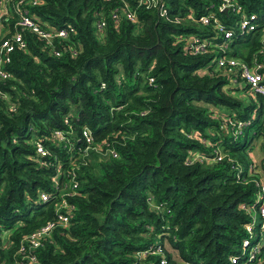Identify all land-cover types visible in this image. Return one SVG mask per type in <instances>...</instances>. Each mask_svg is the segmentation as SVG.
Here are the masks:
<instances>
[{
  "label": "trees",
  "instance_id": "16d2710c",
  "mask_svg": "<svg viewBox=\"0 0 264 264\" xmlns=\"http://www.w3.org/2000/svg\"><path fill=\"white\" fill-rule=\"evenodd\" d=\"M125 1L136 16L115 22L110 10L122 0H39L34 12L41 22L72 27L57 41L61 53L53 55L51 46L30 34L27 50L12 52L5 65L10 76L0 81V227L11 245L0 264H15L19 238L54 218L61 197L68 221L35 250L36 264H152L154 255H137L150 244H161L173 261L194 264H229L237 252L248 217L239 203L252 201L256 190L248 170L253 139H260L258 162L264 165V96H255V106L252 98L245 102L232 94L246 84L211 73L212 50L194 53L184 46L191 34H215L196 18L219 0H160L152 8ZM239 1L264 14V0ZM99 18L102 29L94 25ZM241 42L233 53L263 57L258 32ZM209 103L225 120L247 121L241 133L233 135ZM83 126L117 156L90 151L81 158L44 140L53 128L78 133ZM31 130L49 148L45 160L51 164H40L28 142ZM213 148L223 153L219 161H186L189 151L208 154ZM56 164L59 189L51 187ZM71 173L77 183L67 194L61 186ZM39 190L50 199L38 201Z\"/></svg>",
  "mask_w": 264,
  "mask_h": 264
},
{
  "label": "built area",
  "instance_id": "2783aa9c",
  "mask_svg": "<svg viewBox=\"0 0 264 264\" xmlns=\"http://www.w3.org/2000/svg\"><path fill=\"white\" fill-rule=\"evenodd\" d=\"M159 2L160 0H137L136 5L152 8L158 6ZM38 4L39 0H0V81L10 76L5 65L10 61L12 52L27 50L28 35L30 34L44 40L47 46H51L50 51L53 55L61 53L57 41L60 42L61 39H64L72 27L69 25L51 27L45 22H41L34 12V7ZM210 7L212 4L208 5L209 10L197 16L196 21L214 28L215 34L204 38L191 34L186 38L185 48L194 53L212 50L211 73L220 71L235 86H238L239 82L242 83L241 85L246 84L248 96H264V14L246 10L239 0H219L214 9ZM217 11L225 12L228 18L222 20ZM110 16L117 22L120 17L134 20L136 14L128 2L122 0L121 4L111 8ZM94 25L96 29H102L104 21L100 18L95 19ZM254 32H258L260 42L258 53L263 55L260 60L255 56L245 59L232 52L234 40L241 42L246 34H253ZM72 52L74 53L75 50L72 49ZM148 81L151 82L152 78L149 77ZM262 105L264 107V103ZM224 123L233 127L231 133L236 136L241 133V127L247 121L227 119ZM193 135L197 137L196 132ZM47 138L66 149L74 150L75 154L80 155L81 158L87 156L90 151L101 156H117L113 147L108 146L107 143L102 146L97 144L94 141L93 133L86 126L81 127L78 133H74L72 129L68 128H53L44 140ZM44 140L36 136L31 130L28 142L32 144L36 155L39 156L40 164H51L49 160H45V156L50 154V150L44 144ZM71 140L74 143H71ZM201 141L206 142L203 138ZM222 156L223 153L218 148H213L212 152L208 154L189 151L186 161L198 160L211 163L219 161ZM59 168L60 166L56 164L52 175L51 187L56 189H59L57 185L61 172ZM261 169H264V165L257 168L256 162L251 159L248 170L255 176L253 180L256 190L252 201L239 203V208L248 217L242 226L243 235L238 242L237 252L228 256L229 264H264V173ZM67 177L68 181L61 188H66L68 194L75 188L77 182L74 174L71 173ZM64 194L65 190L62 195ZM49 199L50 194L46 190L38 191V201L46 202ZM55 204L54 218L19 238L14 251L16 255L15 264H36L35 250L42 244L43 240L51 236L52 230L56 226H65L68 221V215L65 214V199L61 197ZM10 245L8 231L0 227V254ZM149 254L154 255L152 264H194L179 258L173 261L168 257L166 249L161 244H150L137 253L138 256Z\"/></svg>",
  "mask_w": 264,
  "mask_h": 264
},
{
  "label": "rangeland",
  "instance_id": "374dc122",
  "mask_svg": "<svg viewBox=\"0 0 264 264\" xmlns=\"http://www.w3.org/2000/svg\"><path fill=\"white\" fill-rule=\"evenodd\" d=\"M243 43L242 42H236L233 46V50H236L237 52H240V49L243 48ZM234 95H239L242 97V99L245 101V102H248V99L249 98H252V101L254 103V105L256 106L257 103H258V100L255 96H248V89L246 87H240V88H235L233 93ZM210 110H213V111H216L215 107L213 105H211L209 103V105L207 106ZM217 113H219V111L217 110L216 111ZM220 115H222L223 117V120L226 121L224 118H225V115H223V113L221 112L220 110ZM223 121V122H224ZM230 124V123H229ZM248 153L249 155L251 156V159L256 162V167L259 168V167H262L258 161V156L259 154H261V150H260V139H253L252 142H251V148L250 150H248ZM262 172L264 173V169H261Z\"/></svg>",
  "mask_w": 264,
  "mask_h": 264
}]
</instances>
